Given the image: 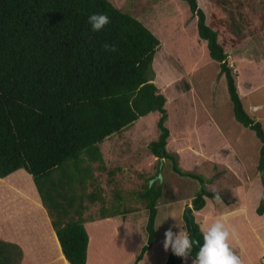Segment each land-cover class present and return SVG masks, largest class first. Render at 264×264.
Wrapping results in <instances>:
<instances>
[{
	"label": "trees",
	"instance_id": "obj_1",
	"mask_svg": "<svg viewBox=\"0 0 264 264\" xmlns=\"http://www.w3.org/2000/svg\"><path fill=\"white\" fill-rule=\"evenodd\" d=\"M184 1L196 17L198 37L225 75L235 119L260 140L257 170L264 191V127L243 107L218 32L207 24L197 0ZM91 14H106L111 22L94 32L88 23ZM105 44L115 45L116 51L105 50ZM159 44L146 25L110 0H0V178L18 169L31 175L70 264L87 261L85 222L94 220L85 214L89 204L99 201L100 210L106 209L100 188L86 191L93 174L82 162H98L104 168L100 143L153 111L159 113L158 135L148 143L150 153L159 162L170 160L175 173L201 183L183 217L189 234L203 242L193 212L204 207L206 198L213 199V193L203 175L182 169L178 153L167 149L166 97L153 81ZM161 193V185L151 183L139 191L147 210L146 242L133 264L155 240ZM255 210L264 213V199ZM119 213L126 216L129 211L110 212ZM21 260V247L0 238V264ZM181 262L170 250L165 264Z\"/></svg>",
	"mask_w": 264,
	"mask_h": 264
},
{
	"label": "rangeland",
	"instance_id": "obj_2",
	"mask_svg": "<svg viewBox=\"0 0 264 264\" xmlns=\"http://www.w3.org/2000/svg\"><path fill=\"white\" fill-rule=\"evenodd\" d=\"M110 1L138 18L160 41L152 63L153 81L167 99L166 126L170 134L167 149L178 153V164L182 169L203 175L208 188H215L225 196L223 204L209 199L207 209L210 205L211 208L215 205L218 210L228 207L227 203L240 202L247 207L249 217L259 221L255 209L259 202L257 193L262 190L256 168L260 140L253 130L235 119L225 75L220 73L218 62L210 57L206 43L198 37L196 17L191 14L188 4L184 0ZM197 1L205 12L207 24L218 32V40L228 54L243 107L258 120L253 116L255 111L248 106L251 101L264 105V0ZM158 117L157 111L150 112L103 140L100 147L104 168H100L98 162H82V165H89L93 174L86 191L100 188L106 207V212L100 210L102 204L97 201L89 204L85 214L96 220L102 218L101 212H105L114 217L116 223V220L121 221L122 214L111 215L110 212L116 208L121 212L127 210L129 213L124 217L129 224L123 229H129L142 239L146 238L147 210L139 191L145 183L161 185L155 218V239L160 244L153 248L155 261L150 257L152 264H157L162 257L159 258V253L163 247V234L176 222L175 219L186 226L184 212L191 207V199L201 184L198 179L175 173L168 159H163L161 165L150 153L148 143L158 135ZM260 118L264 119V115ZM236 138L241 143L238 144ZM198 141L204 143L202 151L206 148L208 155L196 152ZM238 147L244 157L241 160L233 158ZM20 171L0 178L2 229L7 223V208L13 210L15 204L25 203L27 197L39 199L31 175L25 170ZM15 187L20 189L17 193ZM39 207L45 215L43 207ZM29 214L33 218L36 216ZM196 218L201 217L196 214ZM36 222L41 223L37 217ZM210 224L205 223L208 227ZM48 225L49 220L47 228ZM87 227L92 232L97 225L87 224ZM104 234L113 233L107 229Z\"/></svg>",
	"mask_w": 264,
	"mask_h": 264
},
{
	"label": "crops",
	"instance_id": "obj_3",
	"mask_svg": "<svg viewBox=\"0 0 264 264\" xmlns=\"http://www.w3.org/2000/svg\"><path fill=\"white\" fill-rule=\"evenodd\" d=\"M263 108V104L255 103L254 101L249 102L248 109L255 111V115H252L259 118L258 120L260 122L262 120L264 121V119L260 118L264 115L262 112ZM217 131L220 133L219 129H217ZM235 141H237L238 144L241 143L239 142V138H236ZM197 146L196 152L199 154L203 152V154L205 153V155H208L205 151L206 148H203L204 150L202 151L204 143L198 141ZM241 152V150L239 152V147L236 148L233 158L243 159L244 157H242ZM22 170L23 169H21L20 172H22ZM17 190L20 189L15 187L16 193ZM33 198L32 196L27 197L25 203L15 204L13 210L7 208L9 210L6 215L7 219L5 218L7 223L4 229L0 227V238L14 242L21 247L22 260L20 264H70L62 253L61 246L45 208L36 196ZM209 199L210 198H206V203L203 208L193 212L194 218L196 214H199L201 217L195 219L200 225V228L206 229L208 227L205 225L206 222H211L212 224L216 219L223 217L225 214H229L227 223L234 228L236 232L235 238L230 239L233 251L241 258L243 264H264V231H259L261 228H264V213L258 215L259 221H254L251 219L252 217H249L247 207L244 203L236 202L232 205H230L231 203H227L226 205H228V207L219 208L218 210L215 209V205L214 208L212 206L213 209L210 205L208 206L209 209H207ZM31 200L33 202H30ZM39 206L43 207L45 215ZM240 210L244 211L240 212ZM29 213L35 214L36 216L33 218ZM233 213L237 214L233 215ZM36 217L41 223L36 222ZM48 220L50 224L48 227L50 229L47 228ZM118 222H121V224ZM127 222L128 219L126 221L124 216H121V221L116 220L117 224L115 223V218H111L110 216L85 222V227L89 236L86 264L134 263L137 254L146 242V238L142 239V237L136 236L134 233L130 232L129 229H123L126 224H129ZM87 224L97 225V228L92 231L94 234H92L90 230L88 231L89 228ZM107 229L111 230L113 234H104ZM109 237L111 239H107ZM156 244L157 240L155 239L151 247L145 251L143 257L137 264H152L150 262V257L155 261V257L152 255L154 252L153 248L158 247L160 243ZM169 251L165 252L162 247L159 258L162 257L158 262L156 260L157 264H165ZM180 264H183V262ZM189 264H191V261Z\"/></svg>",
	"mask_w": 264,
	"mask_h": 264
},
{
	"label": "clouds",
	"instance_id": "obj_4",
	"mask_svg": "<svg viewBox=\"0 0 264 264\" xmlns=\"http://www.w3.org/2000/svg\"><path fill=\"white\" fill-rule=\"evenodd\" d=\"M110 22L106 14H91L88 18V23L94 32L102 31ZM104 48L107 51H116L115 45L105 44ZM163 163L164 161L161 160V165ZM209 191L213 193L212 198L216 203L223 204V199L217 189L211 188ZM257 199H264V191L257 193ZM243 211L240 210V212ZM228 220L229 214H225L206 229L202 228L203 242L201 243L200 239H195L189 234L186 226L175 219L176 222L170 225L163 234V249L165 252L171 250L173 255L181 258L183 264H189L190 261L191 264H243L230 244V239L235 238L236 232L227 223ZM194 249H198L195 255H193Z\"/></svg>",
	"mask_w": 264,
	"mask_h": 264
},
{
	"label": "water",
	"instance_id": "obj_5",
	"mask_svg": "<svg viewBox=\"0 0 264 264\" xmlns=\"http://www.w3.org/2000/svg\"><path fill=\"white\" fill-rule=\"evenodd\" d=\"M188 209H186V212H187Z\"/></svg>",
	"mask_w": 264,
	"mask_h": 264
}]
</instances>
